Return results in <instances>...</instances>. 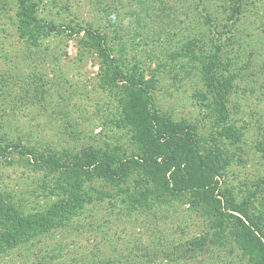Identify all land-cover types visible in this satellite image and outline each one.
I'll use <instances>...</instances> for the list:
<instances>
[{"label": "rangeland", "instance_id": "obj_1", "mask_svg": "<svg viewBox=\"0 0 264 264\" xmlns=\"http://www.w3.org/2000/svg\"><path fill=\"white\" fill-rule=\"evenodd\" d=\"M234 1L31 0L32 22L0 0V264H249L236 233L243 211L264 223V0L237 30ZM212 74L229 89L227 122ZM146 107L193 126L184 152L229 161L215 192L83 166L156 142L140 132ZM47 157L83 167L32 165Z\"/></svg>", "mask_w": 264, "mask_h": 264}, {"label": "trees", "instance_id": "obj_2", "mask_svg": "<svg viewBox=\"0 0 264 264\" xmlns=\"http://www.w3.org/2000/svg\"><path fill=\"white\" fill-rule=\"evenodd\" d=\"M234 1V0H233ZM255 0H237L232 5V12L229 16V25L237 30L240 23L247 18L249 7ZM22 14L32 22L38 21L35 4L31 0H19ZM205 17L211 25H214V18L211 20V14L205 11ZM209 16H208V15ZM41 21V20H40ZM47 24L53 32H61V26L53 23ZM91 36L101 34L90 28L88 30ZM218 34L223 36L218 30ZM234 38V30H230ZM102 35V34H101ZM104 36L102 35L103 39ZM210 93L213 95L217 107L220 111L223 121L227 122L229 118L228 103L229 89L227 84H223L214 74L207 80ZM152 107V104H149ZM147 110L146 126L140 131L148 136L154 137L156 142L148 144V147L138 156H132L125 159L103 160L94 164L83 165L89 171L95 169L101 171L104 178H108L114 183L122 181L128 176L131 168L143 167L149 169L152 175H158V179L165 181V185L171 186L170 190L174 194H180L187 191H196L201 189H210L214 192L219 188V182L224 177L229 161H224L221 155L210 151L204 155L199 151H183L184 145H192L197 148L196 132L193 126L188 123L175 124L158 114L157 110ZM22 155L30 154L29 150L17 148ZM32 165L40 169H49L52 171H65L70 167L80 168V164L65 165L61 160L47 157L45 159H34ZM161 175V176H160ZM200 180V184L195 183ZM243 218L240 220V227L236 233L239 245L244 251L245 257L248 255L249 264H264V223L259 221V216L252 219L247 211L241 212Z\"/></svg>", "mask_w": 264, "mask_h": 264}]
</instances>
